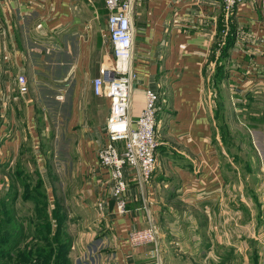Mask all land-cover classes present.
Returning a JSON list of instances; mask_svg holds the SVG:
<instances>
[{
  "label": "crops",
  "instance_id": "obj_1",
  "mask_svg": "<svg viewBox=\"0 0 264 264\" xmlns=\"http://www.w3.org/2000/svg\"><path fill=\"white\" fill-rule=\"evenodd\" d=\"M105 14L103 0H0V173H16L14 167L29 160L43 164L36 174L48 211L75 207L69 215L76 230L83 229L78 237L103 235L97 238L106 250L99 264L148 262L151 245L131 247L126 236L149 223L157 228L160 264H198L186 262L189 251L200 255L199 264L203 258L212 264L220 260L221 245L232 256L231 240L242 237L235 234L241 229L242 240L263 244L250 221L236 223L235 183L221 166L209 109L214 97L207 90L215 83L240 97L252 87L264 89V0H243L229 11L219 0L135 5L129 118L139 116L146 88L157 93L156 164L141 190L128 182L123 215L116 212L113 182L97 155L107 142L110 104L92 89L110 56ZM219 67L222 78L215 79ZM20 74L25 92L19 90ZM1 196L14 207L31 198L9 186ZM210 214L217 233L205 232Z\"/></svg>",
  "mask_w": 264,
  "mask_h": 264
},
{
  "label": "rangeland",
  "instance_id": "obj_2",
  "mask_svg": "<svg viewBox=\"0 0 264 264\" xmlns=\"http://www.w3.org/2000/svg\"><path fill=\"white\" fill-rule=\"evenodd\" d=\"M207 91L210 92V97H214L209 104V109L213 137L219 141L221 166L230 182L235 183L236 196L234 201L232 199V203L236 207V223L238 225L250 221L253 228V230L250 229L251 233L263 242V244L257 243L253 237H250V241L242 240L244 229L240 232L235 231L236 235L242 236L236 237L235 242L233 238L231 240L236 245L235 253H232V256L228 255V248L221 245L219 263L213 261L212 264H264V89H258L255 86L244 96L239 97L234 89L229 90L226 86L211 83ZM205 102L208 105L207 97ZM27 162L29 164L16 165L13 169H16V173L5 174L4 171L0 173V193L7 186L14 188L15 191L33 190L38 181L37 169L45 168L43 164L36 166L31 164L30 160ZM227 162L232 170H229ZM3 179L7 185L2 181ZM43 190L42 187L35 190L37 193L34 192L31 198L24 203L18 200L15 207L5 205L2 201L6 197H0V264H99V257L106 250L101 245L102 240L99 242L97 238L103 235L92 240L84 239L85 241L79 238L77 232L83 229L76 230L70 222L72 218L69 215L75 213V207L67 208L64 205H58L56 210L49 212L46 205L43 208L46 203L42 196ZM12 193L13 189L9 191L7 197H10ZM252 193L254 196L251 195ZM240 201L243 204L245 201L247 204L244 205L247 213L237 204ZM47 212L50 216L45 217ZM192 215L195 219L200 218V215L196 213ZM44 219L49 220L48 229L42 228L46 222ZM28 220L27 227H25L24 223ZM36 223L38 227L35 226ZM204 224L205 232L217 233L218 227L214 228L216 218L213 219L212 214ZM58 230L60 238L69 237L66 248L60 250L57 241L53 240ZM159 231L165 238L167 237V232L163 228L159 227ZM189 232L183 230L187 237H192ZM37 233L41 234L40 239L35 237ZM44 238L48 240L44 242ZM227 241L230 240L227 238ZM244 246L248 248L243 250ZM189 252L191 256L186 262L195 261L199 264L196 260L201 259L200 255L197 256L194 251ZM203 260L202 264H211V261L206 258ZM175 262L179 263L176 260Z\"/></svg>",
  "mask_w": 264,
  "mask_h": 264
},
{
  "label": "built area",
  "instance_id": "obj_3",
  "mask_svg": "<svg viewBox=\"0 0 264 264\" xmlns=\"http://www.w3.org/2000/svg\"><path fill=\"white\" fill-rule=\"evenodd\" d=\"M141 0H103L106 10V34L110 56L92 79L93 93L109 98V113L104 126L107 142L98 150V162L113 182L116 212H127L128 182L141 184L150 178L156 164L155 115L157 93L149 88L144 91V105L136 120L129 118L130 93L134 80L132 70V16L135 5ZM226 11L243 0H219ZM19 90H27L24 75H18ZM61 97V96H60ZM157 228L149 223L144 228L127 232L131 247L151 245L149 261L142 264H160L156 245Z\"/></svg>",
  "mask_w": 264,
  "mask_h": 264
},
{
  "label": "trees",
  "instance_id": "obj_4",
  "mask_svg": "<svg viewBox=\"0 0 264 264\" xmlns=\"http://www.w3.org/2000/svg\"><path fill=\"white\" fill-rule=\"evenodd\" d=\"M217 74H219V75H217ZM221 78H222V69L219 67V68H217V73H216L215 79H221ZM26 186H27V184H26ZM41 187H42V180H38L37 183H36V185H35V187L33 188V190H31V189L30 190H26V194L31 197L34 192L37 193L35 190H38ZM42 196L44 197V201H45L46 200L45 194H43ZM45 205L47 206V204L44 203L43 208L45 207ZM52 214H53V212H52ZM47 216H50L48 212H47V215L45 217H47ZM55 218L57 219V215L56 214H55ZM49 226H50V223H49V220H48V221L44 222V225H43L42 228H44V229L47 228L48 229ZM59 234H60V231L59 230L56 231V233L54 234L55 237L53 238V240H56L57 241L58 249L60 250L61 248H66L67 241L69 240V237H66L64 235L65 236V239H63V238H60L59 237ZM35 237L37 239H40L41 234L40 233H37V235H35ZM47 240L48 239H46V238L43 239L44 242L47 241Z\"/></svg>",
  "mask_w": 264,
  "mask_h": 264
}]
</instances>
